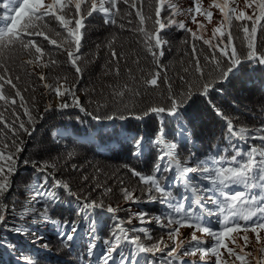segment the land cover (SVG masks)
<instances>
[{
    "label": "trees",
    "instance_id": "obj_1",
    "mask_svg": "<svg viewBox=\"0 0 264 264\" xmlns=\"http://www.w3.org/2000/svg\"><path fill=\"white\" fill-rule=\"evenodd\" d=\"M223 1L199 0L201 11L195 14V19L203 24V28H198V24L193 22V13L188 11L193 7V0H165L160 19L166 23V27L159 34L166 43L161 48L153 49L158 53L155 58L146 46L144 33L140 31L141 27L148 32L159 27L154 23L155 0H143L144 15L152 17L146 19L144 25L140 24V18L135 14L141 7V0H129V3L120 0L119 12L113 10L114 14L110 18L98 12L87 17L81 30L80 52L77 53L80 73H76L64 48L57 49L42 36L30 37L46 52L38 61L35 57L39 54L34 49L16 47L0 52V64L8 69L5 73L0 68V75L11 77L16 84V89L6 83L3 88L5 96L14 98L16 103L0 100V150L14 153L16 158L15 172L9 175V190L0 198V207H6L5 220L0 223V264H103L101 256L113 241L112 232L117 226V221L112 218L113 213L106 210L107 205L118 209L115 216L125 229L139 230L131 231L130 235L140 236L147 245L161 238L168 245L165 247L161 244L160 251L154 253L136 252L132 255V246L121 241L118 254H114V264H121V257L132 264H215L216 258L210 253L203 259L200 253L196 256L184 254L194 243L191 235L183 237L182 230L186 233L195 231L187 226L179 229L181 233L177 242L182 244L176 250V255H168L173 247L167 235L170 229L160 227L159 221L167 223L163 218L171 213V209L161 201L159 194H156L155 201L149 200L144 194L146 186L132 174V170L143 175L153 174L162 147L154 141L161 128L164 140L176 144V155L182 163L189 161V166H195L197 160H203L223 149H228L225 154L231 156L233 146L246 149L251 144H262L259 139H249L247 144L239 140L229 141L225 121L216 113V109H219L232 120L236 128L245 127L249 133L260 134L259 130L264 126V65L255 61L242 63L226 81L217 83L208 96L194 91L192 98L180 107L176 116L164 114L161 119L150 113L141 119L135 118L152 106H169V84L173 95L186 91L185 81L197 77L194 70L196 57H199L205 73L210 71L211 65L206 66L204 60L210 54L208 46L203 45L201 48L202 40L194 41L191 32L177 25L183 23L204 39H213L214 43L213 32L220 27L227 40V22L223 25L216 23V7H210L214 2L223 4ZM7 2L0 0V5ZM132 3L137 7H131ZM250 3L251 0L246 7L239 5L241 10L236 14L248 15ZM169 5L176 7L169 8ZM87 6L82 5V8ZM105 7L110 5L105 4ZM177 9L179 12L173 14ZM205 10L213 13L210 20L203 14ZM12 14L10 9L0 6V27L5 24L3 18ZM46 19L52 31L44 29L45 33L58 42L65 39V30L51 17ZM106 19H115L116 24L106 23ZM241 22L249 23L251 27L250 22ZM236 23L233 20V25ZM232 31L237 51H244V34L237 33L235 27ZM56 32L61 35L56 36ZM219 35L216 33L217 37ZM113 38L110 48L109 42ZM193 44L197 47L195 53L192 51ZM255 47L258 53L264 50V38L260 36L259 30ZM113 50L117 54L115 58L111 54ZM161 50L162 56L159 55ZM28 60L34 63H26ZM53 60L57 63H52ZM45 64L48 66L44 67ZM157 71L160 72L157 86L146 83ZM44 73L45 79L41 80L40 76ZM61 83L72 87L85 111L74 106L59 107L61 103L71 105L72 96L65 94L60 97L45 85L56 87ZM16 90L23 96V104L20 97L15 95ZM121 91L125 92L123 97L115 95ZM49 105L50 110L45 111ZM26 109L34 117V123L28 122ZM88 112L92 115H87ZM121 114L127 118H118ZM94 116L100 119H94ZM108 116L117 118L107 119ZM20 122H24L31 130V135L19 130ZM13 128L19 130L18 135L13 136ZM135 137L142 138L138 155L134 154ZM5 144L9 145L7 149L4 148ZM16 145H20L23 150L16 153ZM167 159L165 157V161ZM42 162L54 164L55 168L48 167L46 173L41 172L38 169ZM160 163L163 166L164 162ZM174 175V172H162L159 178L177 199L187 197V204L195 203L203 222L216 228L217 223L213 219L218 217L206 215L209 209L215 210L216 207L210 201L213 193H202L197 197L183 183H172ZM189 175L195 183L208 187L205 181L199 180L198 173ZM54 180L68 184L81 200L57 188ZM109 188L111 192H107ZM124 188L134 192L138 198L136 202L125 200ZM46 192L57 195L55 202L44 195ZM85 197L103 201L105 208L85 211L81 208ZM44 208H47L50 220L39 217V212ZM141 213H146L144 222H141ZM129 220L131 223H128ZM56 221L65 227L58 228ZM72 227L77 229L74 240L62 241L64 233ZM17 228H22L23 232L18 233ZM146 232L151 235V240L145 238ZM205 235L196 232L201 241H205ZM90 243L96 246L92 256L87 255ZM207 246L208 243L201 245Z\"/></svg>",
    "mask_w": 264,
    "mask_h": 264
},
{
    "label": "snow or ice",
    "instance_id": "obj_2",
    "mask_svg": "<svg viewBox=\"0 0 264 264\" xmlns=\"http://www.w3.org/2000/svg\"><path fill=\"white\" fill-rule=\"evenodd\" d=\"M124 3H129V0H123ZM157 7L155 10V21L156 25H159L157 29L153 32H148L145 28L141 27L140 31L144 33L146 46L148 47L149 52L155 58L157 52L153 51L154 48H161L163 41L160 37V31L166 27V23L161 22V10L165 6V0H155ZM120 0H52L51 3H45V0H8L7 3L0 5L6 9H10L13 13L7 17H4L5 24L3 27H0V52L4 49H15L16 47L22 48L24 50L34 49L35 53L39 55L35 57L38 61L43 58L46 54L45 50L37 45V42L30 37L33 36H42L47 40L51 45H54L57 49L64 48L67 52V56L75 68L76 73H80L81 69L77 65L79 56L77 53L80 52L81 40H82V29L84 27V20L87 17H91L93 13H102L106 17H112L115 10L116 13L119 12L118 4ZM87 4V7L82 8V5ZM105 4L110 5V7H105ZM143 0H141V7L136 11V16L140 18L139 22L141 25L145 24L146 19H152V17L145 16L143 13ZM253 7L252 14L247 15L246 13H235L234 8H229L228 11H225L227 7V0L223 5L218 3H213L210 7H217L220 9L224 21L227 22L229 31L227 33V40L224 39L225 33L221 31V28L218 27L213 32V39H204L203 36L198 35L195 32H192L190 28H187L183 23H179L177 26L186 31L191 32L192 39L202 40L203 45H207L210 50V54L204 57V60L207 65H211L210 71L205 73L204 68L201 67L199 57H196L194 60L195 63V72L197 77L192 81H185L186 91H181L178 94H171V85L169 84V93L168 100L170 101L169 106H152L146 109L142 115H136V119H141L142 116H146L150 113L156 114L158 117L163 118L164 114L170 116H176L182 105H184L187 100L192 98V95L195 92H198L200 95L208 96L209 92L215 88V85L219 82L226 81L230 75H233L235 71L240 67V65L246 61H255L261 65H264V50L258 53L255 47V37L256 33L259 30L260 36L264 38V0H251L249 7ZM131 7H137L135 3L130 4ZM169 8H175V5H169ZM67 9V11H65ZM193 13V22L198 24V28H203V24L198 22L195 19V14L201 11L199 6V0H193V7L188 10ZM179 9L176 10L173 14H177ZM131 13H129L130 15ZM203 14L211 19L213 13L211 11L205 10ZM51 17L55 20L61 28H63L67 34L66 38L58 42L56 39H51L44 31H52L49 27V20L46 19ZM233 20L237 21L233 25ZM250 22L244 23L241 21ZM222 21V25L224 23ZM106 23L116 24L115 19H106ZM169 23H176L175 21H168ZM131 23V21H129ZM121 28L124 25H120ZM235 27L236 32H242L243 43L242 47L245 49L242 52L237 51V47L233 44L234 34L232 28ZM216 33H220L219 37L216 36ZM60 32H56V36H60ZM109 42V47L111 48L112 42ZM187 42V41H185ZM67 46V47H65ZM193 53L197 52V47L195 44L192 45ZM112 56L115 58L117 56L116 52L112 51ZM159 55H163V51L159 52ZM26 63L33 64V60H28ZM52 63H57L53 60ZM47 67L48 65H43ZM0 68L4 69V72L7 73L8 69L3 64H0ZM187 71V69H185ZM117 74H119V69H117ZM160 77V72L157 71L154 73L152 78L146 83L157 86L158 78ZM18 80L19 77H16ZM41 80H44L43 75L40 76ZM181 80H184V77H181ZM0 100L5 102H10L12 104L16 103L14 98H9L5 96L3 88L4 83L11 85L13 89H16V84L13 83L11 77L5 75H0ZM45 87L52 88L53 91L60 97H63L65 94L72 96L73 103L69 105L68 103H61L60 108L68 107H79L81 111H85L83 106L80 105L79 98L75 96V92L72 90V87H66L65 85H59L53 87L52 85L46 84ZM127 88V86H125ZM16 96L20 97L21 103L23 104L24 98L21 96L20 91L16 90ZM119 97H123L125 92L121 91L115 93ZM51 105L45 109V111L50 110ZM216 113L220 116L226 125V131L228 133L227 139L229 141L239 140L247 144L248 140L259 139L262 141L261 145L251 144L246 149L240 148L238 146L232 147L231 156L226 155L228 149H223L220 152H217L214 155H209L203 160H197L195 166H189V161L181 162L178 156L175 153L176 144L169 143L163 138V129L161 128L160 132L157 134L158 138L154 141L158 146H162L159 149V155L157 157V164L154 167V172L151 175H143L141 173L132 170V174L139 178V181L145 185L144 194L149 200L155 201L157 199L156 194H159V197L162 202L166 203L171 209V213L164 217L163 219L167 220V223H164L163 220L159 221V226L162 228H169L167 235L169 240L173 241V247L168 252L170 257L176 255V250L181 247L182 242H177L179 236V229L181 227H192L195 231L191 235V240L194 242L192 247L185 251V255L196 256L198 253L201 254V259L208 256L209 253L215 256V264H236V261H240V264H253L252 261L246 260V257L252 256V253H245L243 247L236 245V248H239V251H236V248H230L224 242V238L230 237V234L241 230L244 233L243 239L245 241V247L249 243V238L247 233L249 230L255 233V242L257 245L261 244L262 237L261 232H264V126L259 130L260 134L257 135L255 132L249 133V130L245 127L236 128L233 125L232 120L225 116L219 109H216ZM25 114L28 115V122L34 123V117L25 110ZM87 115H92L88 112ZM94 119H100V117H93ZM115 116H108L107 119H116ZM118 118L126 119L127 117L121 114ZM18 119V118H17ZM7 126V125H6ZM19 130L31 135V130L25 126L24 122H20ZM17 129H12L13 136L18 135ZM134 154H139V149L142 144L141 137L134 138ZM15 144V140L13 141ZM22 144V141H21ZM9 145L5 144L4 148L7 149ZM20 145H16L15 152L19 153L22 151ZM194 155V154H193ZM167 157V161H165ZM160 162H164L161 166ZM27 163V161H25ZM34 166H35V162ZM16 164V158L14 153L5 152L0 150V198L3 197L5 192L9 190V175L15 172L14 165ZM48 167L55 168V165H49L46 162H42L41 167L38 169L41 172H47ZM162 172H174V179L172 183L177 181L184 184V186L194 192L197 197L202 193L212 192L213 196L210 198L211 203L216 207L215 210L209 209L206 215L212 216L215 215L218 217V228H213L207 223H204L201 215L198 211V206L193 204H187V197H181L177 199L172 192H170L166 186H164L159 178V174ZM198 173L199 180L205 181L208 187H203L200 184L195 183V181L190 177L189 174ZM87 179V177H84ZM54 183L57 188L63 189L68 192L70 195H74L78 201L81 200L80 196H77L72 192L68 184L63 183L59 180H54ZM124 198L127 201L136 202L138 198L134 196V192L130 191L127 188L122 189ZM107 192H111V188L107 189ZM44 195L51 197L53 202L57 199L55 193L46 192ZM90 195V194H89ZM175 201V203H173ZM81 208L85 211H94L96 209H104L105 204L103 201H96L88 199L85 197L81 203ZM106 210L109 213H113V219L117 221V226L112 232L114 237L113 241L109 244L105 253L102 254L101 260L103 264H114L115 255L118 254V249L121 246V241H124L132 246V255H135L136 252L141 253H154L160 251V246L163 244L167 247V243L161 238L151 245L145 244L140 236L130 235L131 231H139L137 229L129 230L125 229L120 223L119 219L115 216V213L118 211L117 208H113L111 205L106 206ZM27 211V210H26ZM6 207H0V223L5 220ZM140 219L141 222H144V217L146 213H141ZM39 217L44 220H50L51 217L48 213L47 208H44L39 212ZM58 228H64L65 225L61 224L59 221L55 222ZM128 223H131L129 220ZM175 225V227H173ZM16 231L23 232L22 228H17ZM77 229L72 227L64 233L62 236V241L72 242L75 238V233ZM196 232H201L209 237H212L215 241L210 247H201L205 244V241L199 240L196 236ZM145 238L151 240L152 237L146 232ZM233 243L235 240L233 238ZM47 247V245H45ZM95 244L90 243L87 250V255H94ZM220 248H224L227 251L229 259L222 260V253L219 251ZM258 252L264 254V246L258 248ZM234 257L235 259H231ZM121 264H132L131 261H125L121 257ZM254 264H264V255H258L254 257Z\"/></svg>",
    "mask_w": 264,
    "mask_h": 264
},
{
    "label": "rangeland",
    "instance_id": "obj_3",
    "mask_svg": "<svg viewBox=\"0 0 264 264\" xmlns=\"http://www.w3.org/2000/svg\"><path fill=\"white\" fill-rule=\"evenodd\" d=\"M50 1H52V0H45V3H48ZM224 3H225V0L223 1V4ZM248 3H249V0H227V7L225 8V11H228L229 8H234L235 9V13H237L238 11L241 10L239 8L241 5H242L241 7H246ZM223 4H221V5H223ZM253 7H255V6L253 5L252 7H249L247 9L248 10V15L252 14ZM214 21L216 23H221V24H222V21H224V17L222 15L220 9L217 8V7H216L215 13H214ZM206 26H208V25L206 24ZM33 67H34L35 70H37L34 65H33ZM43 76L45 77L46 73H44ZM60 85H65V84L61 83ZM213 221H214V223H217L218 219H213ZM218 227H219V225L217 223V227L216 228H218ZM182 232L184 233V235H183L184 238L192 235V233H193L191 231L186 233L184 230H182ZM180 233H181V230H179V234ZM201 236H203V235L201 234ZM243 236H244L243 231L237 230L236 232L231 233L230 237L224 238V242L230 248H236V245H240L241 247H243V250H244L245 253H252V256L246 257V260L252 261L254 263V257H256L258 255H264V254H261V253L258 252V248L264 246V232H261L262 241H261L260 245L256 244V242H255V233L251 232V230H249L248 233H247V236L249 238V243L247 244L246 247L244 246L245 245V241L243 239ZM203 238L206 241V243H208L207 247H210L212 244L215 243L214 239L212 237H209L208 235H205ZM233 238L235 240V243H233ZM177 240H179V236H178ZM170 241H172V240H170ZM239 250H240L239 248H236V251H239ZM219 251L222 253V257H221L222 260L229 259L227 251L224 248H220ZM211 256H213L215 258L214 255L211 254ZM231 259L234 260L235 258L232 257ZM236 264H240V261H236Z\"/></svg>",
    "mask_w": 264,
    "mask_h": 264
}]
</instances>
